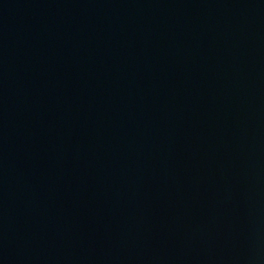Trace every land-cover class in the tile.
<instances>
[{
	"label": "water",
	"instance_id": "95a60500",
	"mask_svg": "<svg viewBox=\"0 0 264 264\" xmlns=\"http://www.w3.org/2000/svg\"><path fill=\"white\" fill-rule=\"evenodd\" d=\"M0 264H264V0H0Z\"/></svg>",
	"mask_w": 264,
	"mask_h": 264
}]
</instances>
